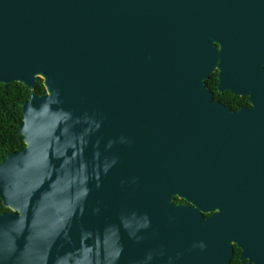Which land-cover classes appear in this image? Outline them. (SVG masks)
<instances>
[{"label": "water", "instance_id": "obj_1", "mask_svg": "<svg viewBox=\"0 0 264 264\" xmlns=\"http://www.w3.org/2000/svg\"><path fill=\"white\" fill-rule=\"evenodd\" d=\"M214 62H264V0H0V82L32 89L0 162V264H228L232 241L264 264L240 161L264 87L230 111Z\"/></svg>", "mask_w": 264, "mask_h": 264}, {"label": "flooded vegetation", "instance_id": "obj_2", "mask_svg": "<svg viewBox=\"0 0 264 264\" xmlns=\"http://www.w3.org/2000/svg\"><path fill=\"white\" fill-rule=\"evenodd\" d=\"M220 63L214 62L213 69L204 79L212 99L222 103L233 112L253 108L264 87V62L240 63L245 70L238 77L230 70H227L226 76L221 75ZM247 67L251 69L248 70ZM219 137L222 138V142H226L228 135L221 133ZM241 139L244 144L240 159L243 176L242 207L243 221L246 225L257 219L264 221V187L256 183L257 178L264 177V159L260 157L257 147L260 142L264 141V124H243ZM207 215L209 213L204 214V216ZM231 244L232 257L237 254L240 259L241 248L233 241ZM244 261L247 262V259Z\"/></svg>", "mask_w": 264, "mask_h": 264}, {"label": "trees", "instance_id": "obj_3", "mask_svg": "<svg viewBox=\"0 0 264 264\" xmlns=\"http://www.w3.org/2000/svg\"><path fill=\"white\" fill-rule=\"evenodd\" d=\"M33 90L40 93L45 90L42 79L38 78ZM32 91L29 87L16 81L0 82V162L10 153L19 151L25 146L23 136L18 133L19 124L22 122V103ZM176 202H185L184 198L175 196ZM0 195V213L9 211ZM228 264H247L235 254Z\"/></svg>", "mask_w": 264, "mask_h": 264}]
</instances>
